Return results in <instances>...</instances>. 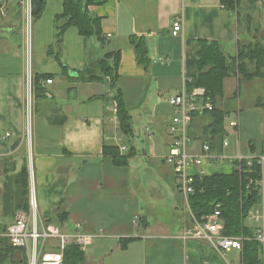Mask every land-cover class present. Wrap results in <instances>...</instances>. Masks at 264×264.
Instances as JSON below:
<instances>
[{
    "label": "crops",
    "instance_id": "0c3cea01",
    "mask_svg": "<svg viewBox=\"0 0 264 264\" xmlns=\"http://www.w3.org/2000/svg\"><path fill=\"white\" fill-rule=\"evenodd\" d=\"M253 7L264 26V0H239L238 20L223 0H104L88 6L89 13L101 17L104 43L69 26L56 59L48 49L55 41L54 18L62 12L63 0H46L33 24L31 71L40 79L33 80L29 125L18 14L13 10L0 19V226L7 228L14 220L3 215L5 169L14 164L18 170L26 157L37 221L55 224L66 233L79 225L81 231L95 234L81 250L82 264H233L211 243L183 237L192 222L176 187L173 164L166 159L172 143L168 99L186 78L187 41H216L228 55H235L238 39L264 36V30L254 33L246 22L249 16L252 25ZM240 21L245 23L241 38ZM175 22H181V30L174 35ZM133 36L146 42V68L136 61ZM116 52L117 83L131 115L130 136L119 128L109 77L79 78L81 71L94 70L93 62ZM216 105L230 117V128L211 152L228 160L209 165V174L231 173L238 156H264V80L225 78ZM233 120L235 127L230 126ZM210 124L207 113L193 114L187 128L189 152L200 153L202 145L209 144ZM105 145H115L120 155L129 154L127 162L115 163L104 153ZM22 251L17 248L4 264H17ZM237 251L241 264V250ZM260 256L264 263V254Z\"/></svg>",
    "mask_w": 264,
    "mask_h": 264
},
{
    "label": "trees",
    "instance_id": "16d2710c",
    "mask_svg": "<svg viewBox=\"0 0 264 264\" xmlns=\"http://www.w3.org/2000/svg\"><path fill=\"white\" fill-rule=\"evenodd\" d=\"M239 0H223L227 10L236 14L239 18ZM104 0H63V10L54 18L56 35L53 45L48 51L56 59H59V46L62 34L69 26L77 28L85 38L94 36L100 42L105 39L101 33V17L94 16L88 11L90 4H100ZM46 0H33L34 19L38 18L45 7ZM247 23L251 28V19L248 16ZM130 42L135 51L136 61L146 68L148 61L147 46L143 37L133 36ZM118 52L107 53L99 60L93 62L92 72L87 69L81 71V80H101L109 77L113 97L116 100V116L121 132L125 136L132 134L131 115L125 109L122 94L119 89L118 79ZM110 60H112L110 62ZM185 76L187 87L191 90L195 86L204 87L206 99L213 107L206 110L211 117L209 125L210 147L216 146L217 139H222L226 133L224 119L226 112L217 107V101L223 94L224 79L229 76H237L239 79L251 80L264 79V36L256 35L247 41L238 39L235 55H228L222 45L216 41L198 39L186 42L185 51ZM40 79L38 76L34 80ZM196 114V113H195ZM105 154H111L117 164H125L127 155H120L115 145H105ZM261 167L253 160L251 165L245 161L235 162L231 173H211L204 176H195L192 180L194 192L189 197V203L193 215L200 220L203 216L211 214L216 205L220 204L221 217L224 221L222 233L227 236L244 234L252 236V231L243 227V218L248 210L260 199L258 191L246 186L250 180L260 177ZM30 178L27 158L23 157V163L18 170L6 167L3 182L2 209L3 215L14 217L18 210L29 209ZM5 226H0V234L5 232ZM17 248L9 245L8 240L0 235V264L11 258ZM22 250V249H21ZM4 252V254H2ZM82 251L75 245H68L65 249L64 264H82ZM241 264H264L260 256L259 245L253 239L245 240L240 254ZM17 264H28L25 251Z\"/></svg>",
    "mask_w": 264,
    "mask_h": 264
},
{
    "label": "built area",
    "instance_id": "2783aa9c",
    "mask_svg": "<svg viewBox=\"0 0 264 264\" xmlns=\"http://www.w3.org/2000/svg\"><path fill=\"white\" fill-rule=\"evenodd\" d=\"M15 10L19 18V30L22 36L21 53L25 61V97L24 112L27 125L30 123L33 99H34V76L31 71L32 62V39H33V0H0V19L8 16ZM181 30V22H175L172 33L175 35ZM187 79L181 90L168 101L172 108V115L167 127L168 134L172 137V143L166 155V159L173 164V170L177 179V190L183 198V208L188 214L192 224L184 232V238H195L211 243L223 256L230 250H241L245 240L253 239L259 245V252L264 254V156L256 158L238 156L233 162L245 161L251 165L255 160L261 167L260 177L250 180L246 186L247 192L251 189L258 191L260 202L253 206L243 218V227L252 231V236L236 235L227 236L222 233L224 221L221 217L220 204L214 211L198 220L192 213L189 197L194 192L192 180L195 176L209 174L208 166L215 162L228 160L225 156H216L211 152L208 143L202 145L200 153L189 152L190 138L187 128L193 114L211 110L213 105L206 99L205 89L195 86L191 90L186 87ZM52 79L47 78L46 84ZM50 96L49 92H45ZM116 106L114 112L116 114ZM230 126H237L236 121H231ZM29 134V130H28ZM8 136L9 133H6ZM227 145V141H223ZM121 150L125 147L121 146ZM231 161V159H230ZM73 233H66L52 223H40L36 218V201L33 187L30 185L29 209L18 210L14 220L7 226L3 236L7 238L9 245L25 250L28 264H64L65 249L68 245H75L80 250L88 247L95 237L94 233L81 231L79 225ZM54 240V243L53 241Z\"/></svg>",
    "mask_w": 264,
    "mask_h": 264
},
{
    "label": "rangeland",
    "instance_id": "374dc122",
    "mask_svg": "<svg viewBox=\"0 0 264 264\" xmlns=\"http://www.w3.org/2000/svg\"><path fill=\"white\" fill-rule=\"evenodd\" d=\"M252 11H253V15H254V19H253V22H252V25H251V28H250V31H252L253 29L252 28H254L255 30H254V33L257 31V30H264V26H262L261 25V22L259 21V19H258V13H259V11H258V9L257 8H252ZM238 26H239V32H240V38L242 37V34L244 33V29H245V23H244V21H240L239 22V24H238ZM251 35H252V33H251ZM250 38V35H245V39H243L242 41H247L246 39L247 38ZM264 80V79H263ZM229 118L230 117H227V118H225V120H224V126H225V128L227 129V128H230L229 127V124H228V122H229ZM139 136H143L142 138H139V139H141V143L139 142V144L141 145L142 144V139H144V135L143 134H140ZM127 139H124V143L125 142H128V143H130V140H128V141H126ZM139 148H141V146L139 147ZM242 234V233H241ZM240 235V234H239ZM242 235H244V234H242ZM242 250V249H241ZM227 257H228V259H232L233 260V264H239V252L237 251V250H231L229 253H227Z\"/></svg>",
    "mask_w": 264,
    "mask_h": 264
}]
</instances>
